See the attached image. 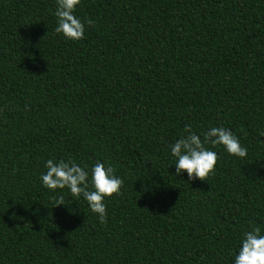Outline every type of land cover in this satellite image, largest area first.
I'll list each match as a JSON object with an SVG mask.
<instances>
[{
  "label": "trees",
  "instance_id": "16d2710c",
  "mask_svg": "<svg viewBox=\"0 0 264 264\" xmlns=\"http://www.w3.org/2000/svg\"><path fill=\"white\" fill-rule=\"evenodd\" d=\"M56 8L0 0V264H234L264 233V0H81L79 41ZM185 125L248 154L205 145L214 174L176 176ZM49 159L115 168L106 224L43 186Z\"/></svg>",
  "mask_w": 264,
  "mask_h": 264
},
{
  "label": "clouds",
  "instance_id": "9594fccd",
  "mask_svg": "<svg viewBox=\"0 0 264 264\" xmlns=\"http://www.w3.org/2000/svg\"><path fill=\"white\" fill-rule=\"evenodd\" d=\"M56 4L55 33L71 41L83 39L85 23L75 15L81 0H56ZM93 23L92 20L87 21L89 26ZM260 135L264 136V132ZM205 145H211L212 148L223 146L230 156L238 158H245L248 154L238 137L227 128L212 127L203 133L201 139L191 125H185L183 134L170 146L171 155L176 160V176L187 173L189 180L206 181L214 174L218 155ZM45 167L46 172L41 175V181L46 189L56 191L67 188L73 197L79 199L82 196L99 222L107 223L104 201L119 195L124 183L110 163L97 161L91 169V177L86 165L82 167L73 161L49 159ZM53 200L55 207L65 205L62 196L53 197ZM234 264H264V233L259 224H250V231L244 233Z\"/></svg>",
  "mask_w": 264,
  "mask_h": 264
}]
</instances>
